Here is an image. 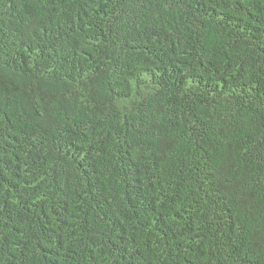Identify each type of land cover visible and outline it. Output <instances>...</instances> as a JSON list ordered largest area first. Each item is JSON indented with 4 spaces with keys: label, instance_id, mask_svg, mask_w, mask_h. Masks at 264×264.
Wrapping results in <instances>:
<instances>
[{
    "label": "trees",
    "instance_id": "1",
    "mask_svg": "<svg viewBox=\"0 0 264 264\" xmlns=\"http://www.w3.org/2000/svg\"><path fill=\"white\" fill-rule=\"evenodd\" d=\"M0 264H264V0H0Z\"/></svg>",
    "mask_w": 264,
    "mask_h": 264
}]
</instances>
